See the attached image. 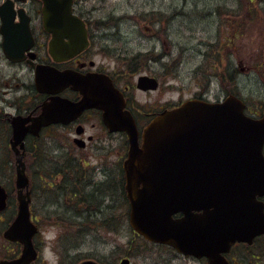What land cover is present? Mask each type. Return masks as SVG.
<instances>
[{"label": "flooded vegetation", "instance_id": "obj_1", "mask_svg": "<svg viewBox=\"0 0 264 264\" xmlns=\"http://www.w3.org/2000/svg\"><path fill=\"white\" fill-rule=\"evenodd\" d=\"M84 5L83 0H73L72 7L86 28L87 47L74 53L79 39L61 36L55 56L44 3L0 0V264H13L24 254L25 242L7 235L19 217L21 198L30 221L24 234L33 232L36 253L30 264H38L47 245L57 242L51 229L80 223L83 214L93 213L92 222L98 225L127 221V125L134 123L141 145L146 127L156 117L185 102L176 105L173 97L166 99L165 91L174 87L157 73L140 71L143 60L134 64L137 71L128 59L112 60L115 50L99 44L96 19ZM39 77L47 91L39 89ZM142 78L149 81L139 86ZM87 100L90 103L80 111ZM189 100L209 101L204 94ZM45 108L53 110L58 121L33 133L34 120ZM22 168L27 183L19 189ZM117 208L125 211L119 220H111L107 213ZM98 215L100 223L95 220ZM237 246L246 245L233 246L226 255L229 264H236L232 255ZM124 259L131 264L129 257L120 263Z\"/></svg>", "mask_w": 264, "mask_h": 264}, {"label": "water", "instance_id": "obj_2", "mask_svg": "<svg viewBox=\"0 0 264 264\" xmlns=\"http://www.w3.org/2000/svg\"><path fill=\"white\" fill-rule=\"evenodd\" d=\"M42 1L47 31L53 35L52 55L57 54L61 36L79 39L74 53L87 47L86 28L73 15V0ZM148 81L142 78L139 86ZM37 84L47 91L42 77ZM89 103L84 102L79 110ZM245 109L243 100L235 96L219 103L187 101L154 119L144 132L142 146L134 123L126 124L131 147L125 168L130 224L135 232L185 257L206 258L208 264H229L224 255L233 244L252 245L264 235V202L259 200L264 197V115L253 119ZM55 114L45 108L31 131L37 133L57 123ZM26 183L22 168L17 187L23 189ZM178 214L183 216L175 218ZM29 223L28 206L21 198L19 217L7 235L25 242V250L13 264L36 259L33 232L28 237L24 234Z\"/></svg>", "mask_w": 264, "mask_h": 264}, {"label": "rangeland", "instance_id": "obj_3", "mask_svg": "<svg viewBox=\"0 0 264 264\" xmlns=\"http://www.w3.org/2000/svg\"><path fill=\"white\" fill-rule=\"evenodd\" d=\"M83 1L96 19L99 44L115 50L111 59H128L134 71L143 60L140 71L157 73L174 87L165 91L166 99L178 105L199 94L210 102L234 95L245 101L251 117L263 114L264 0ZM122 211L107 216L119 220ZM83 215L80 223L50 230L58 240L47 245L38 264H119L124 257L131 264H207L147 242L131 228L129 215L109 226L93 223L91 212ZM232 259L264 264V238L252 248L235 247Z\"/></svg>", "mask_w": 264, "mask_h": 264}, {"label": "trees", "instance_id": "obj_4", "mask_svg": "<svg viewBox=\"0 0 264 264\" xmlns=\"http://www.w3.org/2000/svg\"><path fill=\"white\" fill-rule=\"evenodd\" d=\"M261 239H263V238H261Z\"/></svg>", "mask_w": 264, "mask_h": 264}]
</instances>
